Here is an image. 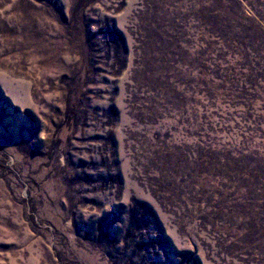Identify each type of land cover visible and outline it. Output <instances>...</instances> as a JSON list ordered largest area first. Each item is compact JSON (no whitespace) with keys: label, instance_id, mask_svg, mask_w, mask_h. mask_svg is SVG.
Segmentation results:
<instances>
[{"label":"rangeland","instance_id":"374dc122","mask_svg":"<svg viewBox=\"0 0 264 264\" xmlns=\"http://www.w3.org/2000/svg\"><path fill=\"white\" fill-rule=\"evenodd\" d=\"M0 264H264V0H0Z\"/></svg>","mask_w":264,"mask_h":264}]
</instances>
